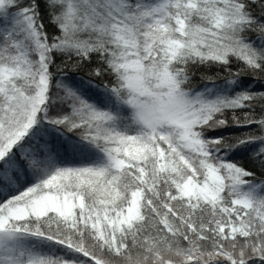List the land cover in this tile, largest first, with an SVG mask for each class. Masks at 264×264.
I'll return each mask as SVG.
<instances>
[{
  "label": "snow or ice",
  "instance_id": "1",
  "mask_svg": "<svg viewBox=\"0 0 264 264\" xmlns=\"http://www.w3.org/2000/svg\"><path fill=\"white\" fill-rule=\"evenodd\" d=\"M211 64L224 82L193 89ZM249 72L264 0H0V264H264Z\"/></svg>",
  "mask_w": 264,
  "mask_h": 264
},
{
  "label": "trees",
  "instance_id": "2",
  "mask_svg": "<svg viewBox=\"0 0 264 264\" xmlns=\"http://www.w3.org/2000/svg\"><path fill=\"white\" fill-rule=\"evenodd\" d=\"M21 3H23V0H21ZM253 11L259 12V8H254ZM51 31V29H50ZM255 35V34H250ZM56 63L61 65V67L64 68V71H75L78 72L79 75L77 79H92L97 84H107L108 86H113L114 83V76L112 74H107L102 77H94L90 75V68L93 66L98 65H89L88 63H84L82 68L78 69H71L70 67H66L65 63L67 65H71L73 61H65L63 57H58L56 60ZM230 69L233 73L237 72L239 69L243 68V62L237 61L235 58H232V63L230 64ZM228 76V73L224 71V69L217 65V64H211V65H194L191 69V87L196 90H204L205 87L212 88L214 84H222L224 82V78ZM241 80L243 82L244 87H248L249 85L253 86L254 91H264V87H262L260 81L264 80V74H261L260 72L256 73H241ZM90 94L95 96V91L90 89ZM253 105L255 106V117H260L262 110H264V101H261L259 99L252 101ZM247 111L245 110H238L237 115H241L242 113ZM226 115L231 119V113H226ZM229 132H233L236 135H240L241 133H255L256 135L262 134L258 127L256 125H251L247 128L242 129H228L225 130V134H228ZM73 135H79V130L76 133H72ZM65 159L70 163H86L87 161H81L84 159L83 157L74 155L71 150L69 152L65 153ZM233 158L237 161H246L248 158V152L247 151H238L233 154ZM258 180L264 179V177L260 176L259 173L256 177ZM46 251V250H45ZM113 261V264H120V258L119 257H108Z\"/></svg>",
  "mask_w": 264,
  "mask_h": 264
}]
</instances>
